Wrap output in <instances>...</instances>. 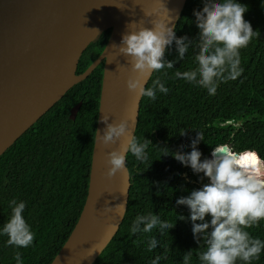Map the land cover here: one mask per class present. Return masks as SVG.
<instances>
[{
    "label": "trees",
    "instance_id": "16d2710c",
    "mask_svg": "<svg viewBox=\"0 0 264 264\" xmlns=\"http://www.w3.org/2000/svg\"><path fill=\"white\" fill-rule=\"evenodd\" d=\"M238 2L248 7L244 19L259 32L240 50L243 72L239 77L219 84L215 95L175 78V70L196 67L198 49L194 47L173 69L152 74L146 87L159 76L170 90L167 94L157 92L154 101L141 99L134 136L150 141L148 159L141 162L127 154V210L116 236L94 264H151L157 256L161 257L160 264H184L183 256L188 251H192L189 264H200L198 253L206 250V244L202 238L198 242L194 238L189 209L177 205L176 200L200 189L208 179L181 165L172 155H162L161 149L190 152L191 140L199 130L204 134V141L197 145L201 160L220 144H228L237 152L253 150L264 157V0ZM202 8L203 0H187L175 29L177 37H198L193 13ZM109 34L104 32L84 51L77 74L98 58ZM176 57L173 44L166 50V59ZM102 71L101 64L72 87L0 157V227L9 220V202L15 199L25 203L23 216L34 233L27 248L8 245V237L0 235V264H16L13 257L17 251L23 264H50L73 230L89 187ZM79 103L72 121L70 111ZM183 131L187 136L181 135ZM148 213L158 214L173 228L163 234L153 229L132 235L129 227L134 217ZM246 230L264 240V220ZM153 235L158 246L149 251L147 242ZM252 264H264V252Z\"/></svg>",
    "mask_w": 264,
    "mask_h": 264
},
{
    "label": "water",
    "instance_id": "95a60500",
    "mask_svg": "<svg viewBox=\"0 0 264 264\" xmlns=\"http://www.w3.org/2000/svg\"><path fill=\"white\" fill-rule=\"evenodd\" d=\"M186 2L0 0V157L72 87L103 65L87 196L73 230L50 264H94L116 236L127 210L130 175L126 166V171L109 177L107 153L135 134L142 99L126 87L135 73L130 57L120 55L117 46L124 34L151 28L156 19L167 23L171 17L168 26L175 30ZM106 31L110 34L101 54L77 74L84 51ZM80 106L71 109L70 120H75ZM103 115L108 123L126 121V136L114 144L100 142L96 132L102 135L106 127ZM120 203L125 204L123 213L118 215L115 208L105 211L106 206Z\"/></svg>",
    "mask_w": 264,
    "mask_h": 264
},
{
    "label": "clouds",
    "instance_id": "9594fccd",
    "mask_svg": "<svg viewBox=\"0 0 264 264\" xmlns=\"http://www.w3.org/2000/svg\"><path fill=\"white\" fill-rule=\"evenodd\" d=\"M248 7L238 0H203L202 10L194 11L195 24L199 29L196 39L187 36L177 37L174 26H168L162 19L152 21V27H140L124 34L118 51L120 55L130 57L131 70L135 73L126 81L129 92L139 97L156 100L157 92L167 94L169 88L158 76L150 87L145 84L151 74L173 69L174 65L185 58L189 49H198L194 56L195 68L186 71L175 70L174 76L183 79L193 86L207 90L215 95L219 84L239 77L240 50L248 45L251 39L259 35L251 23L244 19ZM145 15H151L145 13ZM97 31V30H96ZM175 44L177 57L166 59V50ZM167 75V72H164ZM101 122L106 125L103 134L96 132L97 138L104 145L114 144L126 136L128 123H108V116L103 115ZM187 131L181 135L187 136ZM204 141L203 132L197 130L191 140V151L183 148L170 151L161 149L162 155H172L181 165L190 167L196 174L203 173L208 183L200 189L192 190L189 195L176 200L177 205L187 206L190 212L194 238L203 239L206 250L198 253L200 264H252L264 252V240L253 237L246 230L264 220V157L253 150L234 151L228 144H220L212 148L211 159L201 160L202 153L197 145ZM150 141L138 140L133 134L126 144L118 150L107 153V175L115 176L126 171L127 154L130 152L137 161L148 159L147 149ZM11 216L0 227V235L8 237L7 244L17 248L29 247L34 239L31 226L26 222L23 212L26 207L23 201L15 199L9 202ZM118 209V215L124 212L125 204L105 207L106 212ZM183 220L184 217L180 216ZM113 228L116 226L113 225ZM171 226L158 214H137L129 227L132 235L150 233L157 229L160 234ZM148 250L157 248L158 239L153 235L147 242ZM192 251L183 256L184 264H189ZM16 264H23L21 253L14 255ZM157 256L151 264H160Z\"/></svg>",
    "mask_w": 264,
    "mask_h": 264
}]
</instances>
